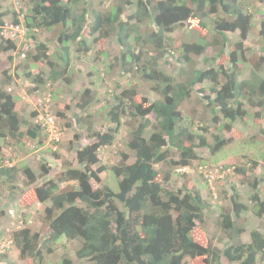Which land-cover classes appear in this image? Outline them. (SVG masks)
Returning a JSON list of instances; mask_svg holds the SVG:
<instances>
[{"label":"trees","instance_id":"trees-1","mask_svg":"<svg viewBox=\"0 0 264 264\" xmlns=\"http://www.w3.org/2000/svg\"><path fill=\"white\" fill-rule=\"evenodd\" d=\"M2 1L0 33L4 20L12 17L15 23L25 24L32 43L25 46L28 63L21 78L31 88L24 94L47 91L49 82L59 81L72 90V43L77 45L78 54H88L99 45L98 56L110 59L103 72L94 67L97 71L89 73L97 76L93 84L106 90L102 91L104 105L95 110L108 119V127L106 120L99 128L91 120L93 107L100 101L99 87L77 92L74 99L80 97L77 107L81 115H75L73 122L85 130L91 142L79 146L72 160L59 164L54 163L61 160L59 147L54 150L45 145V128L33 122L36 112L29 113L26 103L21 109L17 106L22 95L6 90L13 79L4 71L0 84V162L7 159L2 150L10 140L22 150L33 141L35 146L30 150H39L38 157L50 154L54 158L53 162L39 158V175L25 163L0 167V185L16 192L18 182L25 180L32 200L49 204L40 214L44 222L40 231L28 224V216L15 213L22 226L11 236L20 250L19 258L51 264L48 256L63 239L78 242L79 262L65 253L56 264H185L186 259L197 258H204L205 264H264V223L260 229L247 228L248 219L242 217L248 211L264 222V175H249L257 160H250V167L234 163L240 190L232 186V194L227 190L220 193L230 205V209L220 208L215 219L228 239L224 249L212 241L202 246L192 238L193 231L212 216L211 212L206 214L212 203L202 190L189 188V181L180 188L171 185L178 168L199 173L204 161L198 149L207 147L216 156L234 144L236 138L210 132L212 124L217 132L230 134L236 121L246 122L247 115H252L249 108L255 110L254 117L264 116V0H113L107 13L93 8L89 0H27L26 11L22 6L6 7ZM21 1L26 0L15 3ZM142 26H147L144 33ZM198 26L210 34V40L192 39ZM53 29H60L62 53L51 52L50 40L38 38V31ZM186 30L188 40L183 37ZM176 31L179 35L174 37ZM255 31L256 48L246 46ZM230 34H237L239 40L233 41ZM111 40L118 46L113 54L111 46L105 49ZM15 42L2 38L0 52L16 50ZM169 58L178 63L171 70ZM220 59L225 62L218 64ZM246 67L248 76L243 77ZM109 73L116 76L112 94L103 85ZM121 77L128 80L125 86ZM132 78L151 85L156 98L152 102L139 98L138 86L130 85ZM198 84L201 87L196 90ZM192 98L214 117L204 116L198 123L185 118L183 106ZM57 115L65 118L63 111L58 110ZM67 125H73L72 121ZM124 126L135 162L128 164L123 156L112 166L102 164L100 150L112 147ZM148 131L151 133L146 136ZM248 139L252 141L254 136ZM8 159L15 160L11 154ZM196 161L199 163L194 164ZM109 172L118 178V190L102 181L101 174ZM177 175L190 180L188 172ZM94 182L100 185L95 188ZM13 192L9 198H15ZM245 197L248 204L243 202ZM20 199L15 210H20ZM246 234L249 240H245ZM0 264L16 262L2 254Z\"/></svg>","mask_w":264,"mask_h":264},{"label":"rangeland","instance_id":"rangeland-1","mask_svg":"<svg viewBox=\"0 0 264 264\" xmlns=\"http://www.w3.org/2000/svg\"><path fill=\"white\" fill-rule=\"evenodd\" d=\"M64 2H67V0H63ZM92 1V3H90ZM4 6H15L17 8L23 7V10L26 11L28 9V2L21 1V3H15L14 0H3L2 1ZM89 3L93 6V8L99 10L100 12L107 13L109 10L111 4H113V0H89ZM127 10V9H126ZM128 12V10H127ZM12 18V17H11ZM9 21H12L10 17L8 18ZM193 24H197L195 21L192 22ZM257 24V23H255ZM25 26V24H24ZM147 27V26H146ZM146 27L142 26V33L146 32ZM153 27V25H152ZM59 32L58 30H41L38 31V38L42 40H50L49 45L51 47V52H59L62 53L61 50L63 49V45L61 40L59 39ZM187 30L183 34V37L187 35ZM194 36H192V39L198 40H210V34L202 30L200 26L198 28L194 29ZM27 29L25 30V34L23 38H19L18 40H15L16 42V50L14 51H2L0 52V84L4 80V71H7L8 75L12 76V82L9 86H7L6 90L9 88L13 89V93L23 95L25 92L28 93L31 86L24 82V80L21 78L23 77L24 69L28 63V60L25 58V46L30 47V43L28 41L27 36ZM87 36V34L85 33ZM179 33L176 31L173 36H178ZM230 37L233 41H237L238 35L237 34H230ZM187 40V36L185 37ZM2 38L0 37V42ZM89 41L92 43V39H89ZM201 42V41H200ZM258 42V36L255 33H252L246 43V46H251L253 48H256V44ZM111 46L112 48V54L115 49H118V46L114 40L108 41L105 45V49L107 50ZM28 47V48H29ZM71 50V68L74 70V81L71 85V91L68 90V87L66 86L65 82L59 81L57 83H54L53 90L55 89V93L53 94V101H52V109L55 113L58 112H64L65 118H60L63 125V140L61 142V146H59V154H60V161H55L54 163H61L65 160H72L73 157L76 156V151L78 150V147L85 144L87 141L88 143L91 142L86 137L85 130L79 129L76 123L73 122V118L75 115H78L81 113L80 109L77 107L78 99L80 98L77 96L76 99H74L77 95V92L83 91L86 88L94 89L95 87L100 92V101H98L97 106H94V110L92 111L95 115L91 117V120L94 121L95 127H100L102 122H105L106 118L102 114L99 115V113H96L95 110L98 106H103L105 103L104 94L102 91H106L105 88L101 87V85L96 84V86L93 84L94 80H96L97 76L94 77V75L89 76V73L92 71H97L94 67H97L99 71L103 72L105 70L106 64L109 62V58L105 56H98V51L101 50V47L96 46L92 49L91 52L88 54L80 53L78 54L76 52L77 45L76 44H70L69 45ZM50 52V53H51ZM99 58V59H98ZM169 61L171 62V65L168 66V70L176 67L178 64L177 61L174 58H169ZM225 62V59H220L218 64H222ZM203 65H199L198 67H202ZM95 69V70H94ZM45 70L48 72L49 67L45 65ZM248 67L244 69L243 77L248 76ZM116 71L118 69L116 68ZM99 75L100 74H96ZM116 79V76H111V73H109L108 77L105 78L104 81V87H106L108 92L113 90V81ZM133 79V78H132ZM128 80L125 79V77L120 78V83L125 86V82ZM20 82H23L22 84H19ZM130 85L134 86L136 84L138 86L137 92L139 98H146L149 102H152L154 98H156V92L152 91V87L149 84H145L143 81H138L137 79L130 80ZM58 84V85H57ZM58 86V87H57ZM59 88V91L57 92V89ZM201 87L200 84L196 85L195 89L198 90ZM54 92V91H53ZM20 101L17 103V106L21 109ZM70 106V108L68 107ZM96 107V108H95ZM19 110V109H18ZM27 111H29V108H26ZM196 110V112H195ZM250 115H247L245 118L246 122L236 121L234 123V131L232 133H225V132H217L215 125L212 124L210 126V132L215 133L221 138H225V136L236 138L234 144H229L228 149H226V152L219 155L218 158L211 157V153L209 149L205 148L202 150L197 151L198 156H202L203 160H207L212 166L210 168L216 169L214 164L220 163L221 166H227L233 165L234 163H243L252 166L249 164L250 160L258 161V164L253 167L251 171H249V175L251 173L254 174V176H262L264 175V116L262 117H254L255 110L248 109ZM28 113V112H27ZM29 114V113H28ZM183 114L185 118L190 120H195L196 123H198V120L203 118L204 116H211V118L214 117V114L212 111H204L202 105H199L196 103V101L192 98V100L188 103H186L183 106ZM206 114V115H205ZM99 116V117H98ZM71 120L73 125H70V127L67 125V122ZM108 119L106 120V122ZM109 122V121H108ZM107 122V127H108ZM105 127V128H107ZM104 128V129H105ZM151 131H148L146 133V136H149ZM80 139H78V137ZM250 136H254V139H248ZM129 138L128 128L124 126L121 129L120 135L118 136V139L116 140L115 144L112 147H105L100 150V160L102 164H107L108 166H112L113 164L118 163L123 156L127 157V163L134 162V154L133 152L128 148L127 146V140ZM211 141V139H209ZM212 142V141H211ZM14 142L12 140L9 141V143L4 144V149L2 150L3 154L6 156V158H9V154L12 155V157L15 158L16 164L19 165L20 163H25L28 166H30L34 172L39 175L40 174V168L38 165L39 158L36 154L39 150L32 149L35 146V142L29 141L26 145L25 149L22 150L20 148L17 149L15 147ZM17 149V150H16ZM34 150V151H33ZM36 150V151H35ZM15 151H19L18 153H15ZM16 154V155H15ZM226 154V156H224ZM246 156V157H245ZM43 157L46 158L49 162H53L54 158L50 154H43ZM42 157V158H43ZM100 163V164H101ZM199 163L198 161L194 162V164ZM99 166V165H98ZM96 166V167H98ZM56 171L58 169H55ZM189 175V178H185L183 175L178 176L177 172L174 176V179L171 183L172 187L174 188H180L182 185L189 181L188 187L189 188H200L202 190L203 195L206 197L207 200L212 203L211 209L208 210L206 213L207 215L211 212L212 216L211 218L206 219V223L200 224L192 233V238L195 242L202 246H207L211 241L215 246H217L219 249H224L225 245L228 243L227 237L224 235V231L220 230L215 225V219L219 216L221 209L227 208L230 209V205L228 200L223 197V194L221 195L223 190H227L229 193H233V187H236L238 190H240V186L238 183L237 177H234L233 174H231V177L228 178L226 181H224L222 184L217 182L213 183L212 188L208 187V185L204 182V180L200 177L198 171L195 169H187ZM182 174V173H180ZM101 178L103 182L108 181L110 186L113 189L118 190V178L116 175L112 172L102 173ZM25 180H20L18 182L19 189L14 190L16 192H13L10 190V186L8 185H0V241L4 238L8 237L9 234H11L14 230H18L20 228V225L16 219H15V213L18 214H25L28 216V219L26 221L31 223L30 224L35 230L40 231L42 227H44L43 219L40 218V214L43 213V210L45 206L49 204H40L37 201L32 200L34 197H32V191H29V187L25 185ZM100 184L97 182L93 183V186L96 188ZM233 186V187H232ZM264 188V186H263ZM28 190V191H27ZM15 193V198H9L10 194ZM264 193V189H263ZM21 197V199H20ZM20 199L19 206L20 210H15V203L18 204V200ZM243 202L248 204L247 197L243 198ZM18 206V205H16ZM221 208V209H220ZM242 217L248 219L246 222L247 228H259L260 224H263V221H259L255 219V217L249 213L248 211L243 212ZM260 229V228H259ZM264 233V229L261 230ZM220 238H223V240H220ZM245 240H249V235L246 234V237H244ZM61 239L55 246H54V252L48 256V262L51 264H56L61 257L66 253L75 261L79 262V259L77 257V250L79 248L78 242L76 241H65ZM65 245V247H64ZM20 250L18 246L15 244L14 248L10 251L8 258L16 264H33L32 257L26 258V259H20L19 258ZM185 264H205L204 258H197V259H186Z\"/></svg>","mask_w":264,"mask_h":264},{"label":"built area","instance_id":"built-area-1","mask_svg":"<svg viewBox=\"0 0 264 264\" xmlns=\"http://www.w3.org/2000/svg\"><path fill=\"white\" fill-rule=\"evenodd\" d=\"M15 1V0H14ZM12 19V18H10ZM25 34V28L22 22L15 23L9 21L8 18L4 20V24L1 26L0 37L4 40H18L21 36ZM54 83L49 82L47 91L38 90L32 98H29L28 95H22V99L26 100L30 105L29 110L31 112H36V116L33 118L35 124L41 125L45 128L47 134V144L54 150L58 149L59 145L63 140V131L60 126L59 118L51 108L53 101L52 87ZM12 91V88L8 89ZM29 101V102H28ZM14 159L4 160L0 162V166L13 167L15 165ZM13 242L11 239L7 240L0 249V254L6 252L11 248Z\"/></svg>","mask_w":264,"mask_h":264},{"label":"clouds","instance_id":"clouds-1","mask_svg":"<svg viewBox=\"0 0 264 264\" xmlns=\"http://www.w3.org/2000/svg\"><path fill=\"white\" fill-rule=\"evenodd\" d=\"M52 90H53V88H52ZM52 94H53V92H52ZM51 107H52V104H51ZM53 110V109H52ZM29 113H33V112H31L30 110H29ZM56 115H57V113H55ZM65 115V114H64ZM79 115H81V113L79 114ZM58 116V118H59V122H60V126L62 127V131L64 132V129H63V125H62V121L60 120V118H62V117H59V115H57ZM46 142H47V139H46ZM45 145H47V146H49L47 143H45ZM202 149H205V148H202ZM202 149H198L197 151H199V150H202ZM206 149H207V147H206ZM210 151V150H209ZM211 153V152H210ZM221 154H223V152H220V153H218L216 156H214V155H211V157H216V158H218V156L219 155H221ZM224 156H226V154H224ZM201 158H202V156H200ZM135 158V157H134ZM6 160H8V159H6ZM10 160V159H9ZM136 160V159H135ZM135 160H134V162H135ZM202 160H203V158H202ZM204 162V164H201L200 165V168H199V173H200V175L201 176H204V182L208 185V187L210 188V190H211V188H212V185H213V183L215 182V183H217V182H220V181H226L228 178H230L231 177V174H233V176L234 177H237L236 179H238V183H239V186H240V182H239V179H240V177L236 174V171H235V169H236V167L234 166V164L233 165H228V167L227 166H221V165H219L220 163H217V164H214V166L213 167H215L216 169H212V168H210V166H212V164H210L207 160H203ZM16 162V161H15ZM134 162H132V163H134ZM16 164V163H15ZM128 164H131V163H128ZM198 164V163H197ZM15 166V165H14ZM1 167V166H0ZM2 167H8V166H2ZM188 170L186 169V168H178V169H176V172H180V173H186ZM176 174V173H175ZM175 174H174V176H175ZM173 179H174V177H173ZM173 181V180H172ZM172 183V182H171ZM41 204V203H40ZM30 223H31V221H30ZM20 224V223H19ZM21 225V224H20ZM21 227V226H20ZM9 239H11L12 240V242H13V244H12V246H11V248H9L8 250H6V252H2L0 255H2V254H7V255H9V253H10V251L14 248V246H15V241H14V239L12 238V236H11V234H9V236L8 237H6V238H4L3 240H1L0 241V249H1V246L7 241V240H9Z\"/></svg>","mask_w":264,"mask_h":264},{"label":"crops","instance_id":"crops-1","mask_svg":"<svg viewBox=\"0 0 264 264\" xmlns=\"http://www.w3.org/2000/svg\"><path fill=\"white\" fill-rule=\"evenodd\" d=\"M57 85H58V84H57ZM57 87H58V86H57ZM57 87H56V89H57ZM58 91H59V88L57 89V92H58ZM54 93H55V89H54ZM55 94H56V93H55ZM32 96H34V94H33ZM32 96H29V95H28L29 98H32ZM28 102H29V101H28ZM25 103L27 104V108H30V105L27 103L26 100H20V104H21V105H23V104H25ZM46 146H47V145H46Z\"/></svg>","mask_w":264,"mask_h":264}]
</instances>
